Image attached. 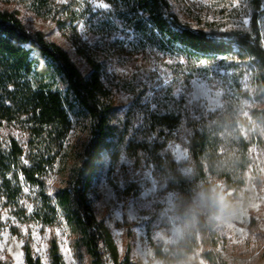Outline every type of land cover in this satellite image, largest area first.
Segmentation results:
<instances>
[{"label":"rangeland","instance_id":"1","mask_svg":"<svg viewBox=\"0 0 264 264\" xmlns=\"http://www.w3.org/2000/svg\"><path fill=\"white\" fill-rule=\"evenodd\" d=\"M168 1L182 23L194 29L250 30V0ZM49 4L43 11L41 0H0L1 10L15 12L26 30L40 31L59 45L83 76L88 77L90 68L77 55L75 43L102 65L101 79L112 105L111 136L89 199L96 217L110 231L119 261L129 250L134 264H165L154 258L153 246L176 255L194 231L195 250L173 264H264V126L255 116L264 111V94L258 88L256 64L225 56L189 61L143 49L106 0ZM260 26L264 47V16ZM156 112L182 117L176 136L164 149L181 175L194 178L189 153L192 126L201 129L205 123L212 127L218 151L214 170L231 178L227 184L207 172L206 187L186 210L193 224L179 212L184 206L169 173L159 171L145 154L132 158L127 152L131 144L153 141L147 122ZM69 118L64 151L78 153L88 140L89 118L77 108L69 111ZM11 141L25 150L20 164L28 167V153L34 148L29 147L25 125L3 124L0 149L8 151ZM244 147L246 169L240 177L236 166ZM70 167L57 159L45 176L46 193L56 207L52 226L36 219L41 206L35 187L20 176V194L10 201L0 179V264H25L23 246L28 238L41 264H50L52 240L57 241L64 264H90L78 223L56 202L57 193L68 187ZM241 178L243 185L234 186ZM106 263L114 264L109 254Z\"/></svg>","mask_w":264,"mask_h":264},{"label":"trees","instance_id":"2","mask_svg":"<svg viewBox=\"0 0 264 264\" xmlns=\"http://www.w3.org/2000/svg\"><path fill=\"white\" fill-rule=\"evenodd\" d=\"M41 1L43 11L50 8L49 0ZM106 1L143 49L176 54L189 61L218 56L232 57L238 63L252 61L259 69L258 88L264 94V47L260 26L264 7L261 0H250L252 13L248 32L194 29L182 23L172 12L168 0ZM74 45L77 55L90 68L88 77L81 74L59 45L47 40L40 31L26 30L15 12L1 10L0 7V129L6 123L25 125L29 133V147L34 148L28 153V167L20 164L21 158L27 154L15 141H11L8 151L0 149L1 185L7 198L13 201L20 194L19 178L22 176L37 189L41 210L36 212V219L52 226L56 207L46 193L45 176L57 159L62 160L64 167L70 164L68 187L57 193L56 202L78 223L90 264H107V254L114 264H134L129 250L119 261L110 231L96 217L89 199L92 182L99 173L101 157L109 148L112 105L101 79V63L77 43ZM75 108L81 110L90 123L88 140L82 151L71 154L64 151V144L71 129L69 111ZM255 116L264 126V111L257 112ZM181 124L179 114H151L147 131L153 141L131 144L127 152L132 158H138L143 153L159 171L169 173L184 206L179 212L193 224L194 220L186 210L196 193L206 187L207 172L227 184H231V178L224 171L214 170L218 151L212 127L205 123L201 129L192 126L189 153L194 178L188 179L178 172L164 149L176 136ZM242 152L244 154L236 166L240 177L246 169V147ZM112 160L116 162L117 157L113 156ZM239 185H243L242 178L234 186ZM217 210L215 206L214 215ZM29 240L23 246L25 264H41L33 255ZM196 243L195 232L192 231L191 236L181 242L182 249L176 255L153 246V256L165 264L183 261L193 253ZM48 254L50 264H64L56 240L50 242Z\"/></svg>","mask_w":264,"mask_h":264},{"label":"snow or ice","instance_id":"3","mask_svg":"<svg viewBox=\"0 0 264 264\" xmlns=\"http://www.w3.org/2000/svg\"><path fill=\"white\" fill-rule=\"evenodd\" d=\"M244 23L247 24L248 21L246 20L244 21ZM150 99H151V94H149V96L145 98V102L147 103ZM117 216H119V213H117Z\"/></svg>","mask_w":264,"mask_h":264}]
</instances>
